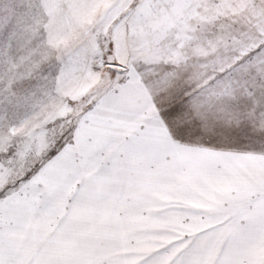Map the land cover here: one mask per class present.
Here are the masks:
<instances>
[{
    "label": "snow or ice",
    "instance_id": "snow-or-ice-1",
    "mask_svg": "<svg viewBox=\"0 0 264 264\" xmlns=\"http://www.w3.org/2000/svg\"><path fill=\"white\" fill-rule=\"evenodd\" d=\"M0 264H264V0H0Z\"/></svg>",
    "mask_w": 264,
    "mask_h": 264
}]
</instances>
